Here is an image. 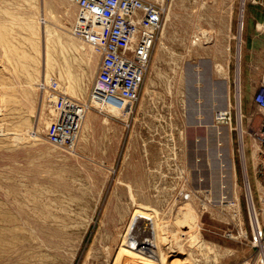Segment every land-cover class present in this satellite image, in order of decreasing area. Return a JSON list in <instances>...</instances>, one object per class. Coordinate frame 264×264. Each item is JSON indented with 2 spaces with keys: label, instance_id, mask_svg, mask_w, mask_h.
<instances>
[{
  "label": "rangeland",
  "instance_id": "1",
  "mask_svg": "<svg viewBox=\"0 0 264 264\" xmlns=\"http://www.w3.org/2000/svg\"><path fill=\"white\" fill-rule=\"evenodd\" d=\"M145 1L160 26L126 106L73 2L0 0V264H145L120 248L152 239L141 215L126 234L138 209L152 264H264V0ZM51 87L83 111L70 147L46 137Z\"/></svg>",
  "mask_w": 264,
  "mask_h": 264
},
{
  "label": "built area",
  "instance_id": "2",
  "mask_svg": "<svg viewBox=\"0 0 264 264\" xmlns=\"http://www.w3.org/2000/svg\"><path fill=\"white\" fill-rule=\"evenodd\" d=\"M76 6L72 34L87 41L99 53L95 79L108 98L134 106L138 99L151 49L160 26V10L145 0H70ZM98 36L100 42L95 41ZM41 89H48L43 82ZM51 89L53 121L47 139L59 146H72L79 124L80 104ZM253 101L264 111V65ZM229 107L215 112L214 122L230 124ZM264 133V116H262Z\"/></svg>",
  "mask_w": 264,
  "mask_h": 264
},
{
  "label": "bare ground",
  "instance_id": "3",
  "mask_svg": "<svg viewBox=\"0 0 264 264\" xmlns=\"http://www.w3.org/2000/svg\"><path fill=\"white\" fill-rule=\"evenodd\" d=\"M79 117L80 118H82L83 117V111H82V108L80 107L79 108ZM31 135V134H30ZM18 137V136H17ZM149 210V209H148ZM138 213V214H137ZM151 214V212H146V211H142V210H136L135 212H134V214L132 215V218H131V221H130V224H129V226H128V228H127V230H126V234L127 233H129V229H130V225H131V222L133 221V219L135 218V216L136 215H141L142 217H143V219H144V217H146L147 219H146V224H147V230H149V232L151 233V235H152V239H150V240H146V243H143V240H142V243H143V245H139V246H137L136 245V242H135V244L134 243H132L131 242V240H130V238H132V237H130L128 234H127V236H128V243H126V241H123L122 242V244H121V246H120V248L121 249H124V250H126V253H132V254H134L135 255V257L136 258H138L139 260L141 259V261L143 260V262H145V264H152L151 262V260H153V259H149V257L148 256H146V255H144V253L143 252H145V251H147L146 249H148V248H150L149 249V252L151 253V254H153L154 256H158L159 257V251L158 250H160L159 248H158V244L155 242V236L152 234V231L149 229V228H151V227H153V228H156L157 227V223H156V221H155V219L150 215ZM138 220H139V218H138ZM142 220V219H141ZM145 220V219H144ZM146 226V225H145ZM133 233H135V232H133ZM126 234H125V236H126ZM135 235V234H134ZM150 236V235H149ZM145 239V238H144ZM145 242V241H144ZM145 244H147L148 246H146ZM148 247V248H147ZM120 249V250H121ZM148 252V251H147ZM149 253V254H150ZM153 255H152V257H153ZM151 256V255H150ZM179 262L177 263V264H185V262L183 261V260H178ZM155 264V263H154Z\"/></svg>",
  "mask_w": 264,
  "mask_h": 264
}]
</instances>
